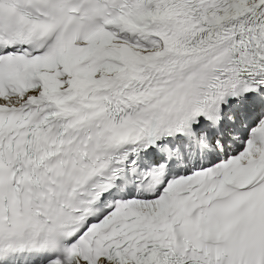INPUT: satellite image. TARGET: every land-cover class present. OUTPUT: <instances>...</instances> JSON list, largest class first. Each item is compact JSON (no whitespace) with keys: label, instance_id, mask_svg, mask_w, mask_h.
Instances as JSON below:
<instances>
[{"label":"snow or ice","instance_id":"1","mask_svg":"<svg viewBox=\"0 0 264 264\" xmlns=\"http://www.w3.org/2000/svg\"><path fill=\"white\" fill-rule=\"evenodd\" d=\"M0 264H264V0H0Z\"/></svg>","mask_w":264,"mask_h":264}]
</instances>
